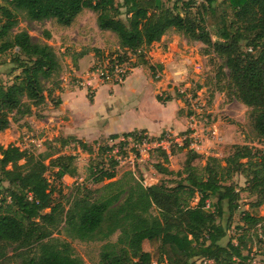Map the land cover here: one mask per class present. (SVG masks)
<instances>
[{
    "label": "trees",
    "instance_id": "1",
    "mask_svg": "<svg viewBox=\"0 0 264 264\" xmlns=\"http://www.w3.org/2000/svg\"><path fill=\"white\" fill-rule=\"evenodd\" d=\"M202 1L197 17L190 12L192 0L181 1V6L174 0L172 7L162 0H0V55L14 51L8 73L20 70L10 84L0 83V132L9 128L13 116H29L32 107L44 103V82L61 70L51 44L34 41L27 30L14 31L19 16L38 22L53 19L69 26L87 8L96 13L98 28L113 32L122 50L134 52V65H146L153 78H158L156 71L161 66L150 64L145 50L170 29L212 48L222 60L217 78L226 84L221 89H228L250 109L253 129L264 139V0H228L234 16L229 22L225 8L216 0ZM206 23L221 24L219 40L211 39ZM50 37L44 31V38ZM93 51L98 54L97 49ZM157 99L168 101L171 96L157 95ZM56 141L59 147L54 151L48 146L38 153L0 145V264H84L71 244L54 232L81 241H101L117 230V240L101 246L99 264H152L151 253L142 248L146 239L160 242L156 264H197L196 259L201 258L211 264H252L239 242L222 245L220 241L226 236L228 217L238 208L239 191L229 183L234 174L245 177L243 190L256 196V206L264 203V151L234 145L225 158L207 156L198 167L193 162L200 155L187 150L182 169L175 172L180 178L174 185H144L132 176V180L122 176L93 190L78 187L65 207L55 201L56 189L46 173L54 167L55 179L76 174V155L63 153L69 143L87 153L93 149L74 136ZM160 152L167 162V154ZM116 164L110 158L107 168H96L93 182L116 177ZM155 168L160 173H174L161 162ZM194 198L197 202L191 205ZM212 198L215 202L209 209ZM242 220L251 226L260 224L264 232V217L244 212Z\"/></svg>",
    "mask_w": 264,
    "mask_h": 264
},
{
    "label": "rangeland",
    "instance_id": "2",
    "mask_svg": "<svg viewBox=\"0 0 264 264\" xmlns=\"http://www.w3.org/2000/svg\"><path fill=\"white\" fill-rule=\"evenodd\" d=\"M116 1L118 2L121 0ZM162 1L166 6L172 7L174 0ZM181 1L187 0H179L178 6H181ZM192 1L193 6L191 7L190 12L191 14L198 17L199 13L197 12L198 10L202 9L201 4H203V1ZM216 4H220L225 8L226 11L224 15L228 22L233 19V11L229 7L228 0H216ZM84 9L88 14L85 19L88 27L87 31L90 32L91 29L95 28L93 20L94 17H96V13L90 9ZM121 17L122 19H125L124 15ZM73 22L74 23L72 26L74 27L76 26L77 22L75 20H73ZM65 27L66 26L58 24L53 19L38 22L30 21L20 15L18 25L14 28V31H19L22 29L27 30L34 41H46L54 48L61 64V70L57 76H53L51 79L44 82L46 90L54 85L53 81L61 82L63 80L61 79V76L68 74L65 56L71 54V51L74 50L73 47L76 42L82 41V39H76L74 32H71L70 34H64L65 38H61L59 40L58 37H62V35L59 34H57V37L51 36L49 39L44 38V31L48 30L50 32L55 31V28ZM220 27L221 24L217 25L214 23H206V28L209 31L213 41L219 40L217 34ZM169 33L179 37L174 42V45L178 44V48L186 50L185 46L187 45L189 48H192L194 52L197 51L201 55V58L196 60L198 65L196 66L191 63L190 67L187 68L186 79L179 82V84L176 86L186 88L188 91L195 94V96H199L201 98L198 101V105L203 108V112L200 114L194 112V118L197 122L198 130H203L205 133H207L210 129H214L216 131L213 143L208 144L211 146L209 150L210 153H213L211 155L221 159L225 158L230 153H232L234 145H248L254 149H260L264 151V139L258 137L255 130L253 129L250 109L243 105L233 95H231L228 89H221V87H225L226 84L224 80L218 81L217 78V69L222 63V60L215 54V52H213L212 48L207 47L200 41L192 40L186 35L176 32L173 29H170ZM81 35L85 36L84 33H81ZM108 40L111 43L109 48L110 52H115V41H111L112 39L110 37ZM246 47L247 46L244 44L242 45L243 50H246ZM82 50H87L86 46H83ZM13 53L14 51H10L0 55V83L5 85L10 84L14 80L15 75L20 73L19 69H16L12 73H8L13 66L10 62V58L12 57ZM103 58L104 57H101L99 59ZM90 68L88 72H90ZM224 71L226 72V69H224ZM156 76L160 77L159 71H156ZM90 77L94 78V76ZM71 78L72 76L69 75L68 80ZM109 85L112 86L111 84ZM198 85L201 87H198ZM199 91H201L200 94H198ZM13 117L14 119L10 122L9 128L0 133V145L5 147L8 145H16L22 149H27L35 153L45 151L46 148H48L50 143L49 141H42L41 144L33 141L37 138V134L31 124H29V129H27L28 125L26 128L25 122L28 121L25 120V116L21 119L17 115ZM15 118H17V120H15ZM128 118L129 117L127 116V119ZM38 136L42 137L40 134ZM109 144V138H99L97 143H90V145L94 147V151H92V153L88 154L82 151V154H79L76 152V174L74 176H64L62 179H55L53 173L55 172L56 168H49L46 176L49 178L50 182H52V185L55 186L56 190L53 193L55 201H61L63 205L67 207L78 187H85L93 190L107 183L108 181L115 180L122 176L125 180H132V176L136 180L142 182L144 185L159 183L174 185L180 178V176H178L175 172L182 169L186 158V153L184 150H181V152L178 148H173L174 152H172L171 158L164 163L165 166L169 168V170L174 172L173 174L160 173L157 168H155V164L162 162L163 157L161 152H153L142 160H137L134 162L126 160L123 163L117 164L115 166L116 177L110 180H104L101 183H95L92 179L93 171L99 167L107 168L109 166V159L105 157L104 154V147L106 145L109 146ZM55 148H57V145L51 144V146H49V151H54ZM71 148L72 147L63 148V152L65 150L68 152L74 151ZM205 158L206 155H203L197 158L193 164L201 167L205 163ZM22 162L23 161H20V163ZM48 162L49 159H46L45 163L47 164ZM6 169H9V166ZM229 183L233 184L236 190L239 191L238 208L231 215V217H228L230 220L227 222V233L220 243L225 245L229 241L233 243L239 242L243 247V254L249 255L252 264H264V232L260 224L251 226L249 223L242 220V215L244 212H248L252 216L264 217V203L256 206V196L251 195L243 190L245 187V177L242 174H234ZM4 185L6 186L7 183H4ZM196 202L197 198H194L191 205H195ZM212 202H215L214 198L208 200L207 208H212ZM218 221L224 224L226 223L225 220L218 219ZM53 235L68 241L74 250V254L80 257L84 264H99L101 246L107 241L115 242L118 238L119 230L110 235L107 239L101 241H81L70 238L63 232L57 233L56 231ZM159 244V240L146 239L142 242L143 250L150 252L152 255V264H156L159 261ZM9 250H11V248H9ZM196 263L211 264L212 262L203 263L201 259H196Z\"/></svg>",
    "mask_w": 264,
    "mask_h": 264
},
{
    "label": "crops",
    "instance_id": "3",
    "mask_svg": "<svg viewBox=\"0 0 264 264\" xmlns=\"http://www.w3.org/2000/svg\"><path fill=\"white\" fill-rule=\"evenodd\" d=\"M87 16L85 9H82L74 19L77 22L76 26L73 27L72 22L65 28L50 31L51 36L62 35L58 40L65 38L64 34L74 32L76 39L82 41L76 42L71 54L65 56L68 74L62 75L63 80L58 82V85H52L44 92L45 99L42 105L32 107L33 113L25 116V120L28 121L25 122L26 128L28 125L29 129L31 124L37 134L33 141L40 144L42 141H49V146L56 144L58 148L59 143L56 140L67 136H74L93 144L97 143L99 138L110 139L112 135H121L132 130H146L152 135L165 131L175 133L184 131L191 122L193 112L180 94L176 95V85L186 79L187 68L191 63L198 65L196 60L201 58L200 53L194 52L187 45L186 50L178 48V44L174 45V42L179 37L167 31L160 41L153 42L145 50L148 62L161 66V69H157L160 77L153 78L146 65L135 66L134 56L132 70L122 84L112 86L102 84L88 76L91 64L101 57L115 55L122 49L113 32L98 28L96 17L93 20L95 28L88 32L85 21ZM109 37L111 41H115V52H110ZM83 46H86L87 50L80 56L77 53ZM93 49H97L98 54ZM69 75L72 76L70 80ZM200 90L202 91L201 88ZM157 95L163 97L170 95L171 99L159 101ZM197 98L201 99L199 96ZM39 134L42 137H39ZM209 143L213 141H207L199 152H196L200 157L213 156L209 151L211 148ZM68 147H72L74 151L65 150L63 153L74 154L76 159V152L82 154V150L72 142L64 148ZM173 148L187 153V149L174 146L169 152H165L168 159L174 152ZM92 149L94 151V147ZM161 163L164 164V161Z\"/></svg>",
    "mask_w": 264,
    "mask_h": 264
},
{
    "label": "built area",
    "instance_id": "4",
    "mask_svg": "<svg viewBox=\"0 0 264 264\" xmlns=\"http://www.w3.org/2000/svg\"><path fill=\"white\" fill-rule=\"evenodd\" d=\"M134 56V52L120 50L115 55L95 61L88 74L94 76L102 84H122L132 70ZM176 93L180 94L187 103L188 108L193 112L191 122L184 131L180 133L165 131L158 135H152L146 130H132L125 136L110 138L109 146L104 147L105 157L108 159L113 158L117 164L126 160L134 162L148 157L153 152H169L174 146L199 152L204 143L213 141L216 135L214 129H210L205 133L197 128L194 112L197 114L203 112V108L198 105L197 96L180 86L176 87ZM201 260L203 263L212 262L204 258H201Z\"/></svg>",
    "mask_w": 264,
    "mask_h": 264
}]
</instances>
